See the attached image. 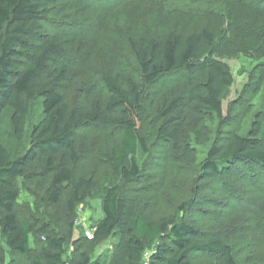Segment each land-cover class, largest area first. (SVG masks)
Returning a JSON list of instances; mask_svg holds the SVG:
<instances>
[{"label":"trees","instance_id":"trees-1","mask_svg":"<svg viewBox=\"0 0 264 264\" xmlns=\"http://www.w3.org/2000/svg\"><path fill=\"white\" fill-rule=\"evenodd\" d=\"M61 1L0 0V264L6 263L8 253L24 257L27 264H193L197 258L211 259V264H236L223 237L206 233L189 220L187 214L203 211L205 203L190 200L179 205L174 214L151 218L139 198L119 185L105 189L102 218L90 227L92 239L84 233L76 240L71 237L77 210L93 187L91 179L74 177L71 169L79 159L75 131L82 127L117 129L119 140L110 153L102 154L103 161L123 184L137 188L144 176L142 159L149 155L142 120L144 88L160 79L182 78L184 89L167 93L145 129L168 143L176 156L194 163V150L181 142L188 115L220 119L222 96L235 82L232 68L221 60L232 29L230 22L223 28L202 25L204 21L161 17L159 25H165L159 34L153 29L143 33L131 29L127 44L141 82L111 65L98 74L106 98L93 99L97 87L90 84L85 105L69 107L60 89L71 75L66 58L74 49L76 36L66 32L46 35L40 24L48 10ZM70 1L82 4V0ZM235 1L244 10L240 22L247 16L246 39L257 44L264 0ZM207 17L214 18L212 14ZM263 81L264 72L260 71L253 91ZM34 106L39 114L29 126ZM32 166L37 167L39 176L50 177L47 201L51 205L59 204L62 188L69 187L65 207L71 222L64 235L58 236L37 218L21 219L18 215L17 181L28 180ZM253 166L264 169V104L247 136H241L237 127L211 146L200 180L230 181L239 171L251 174L246 171ZM194 193L199 194V189ZM108 237L114 239L109 256L92 259L91 243ZM32 242L38 243L36 252Z\"/></svg>","mask_w":264,"mask_h":264},{"label":"rangeland","instance_id":"rangeland-1","mask_svg":"<svg viewBox=\"0 0 264 264\" xmlns=\"http://www.w3.org/2000/svg\"><path fill=\"white\" fill-rule=\"evenodd\" d=\"M241 11L235 0H82L80 6L62 0L48 10L40 22L44 34L66 32L76 36L74 49L66 58L71 75L60 89L69 107L85 105L90 84L97 87L92 98L103 101L106 92L98 74L111 65H117L141 82L137 63L127 44L131 29L140 33L153 29L159 34L165 25H159L161 17L187 18L191 23L204 21L202 25L211 23L223 28L230 22L232 28L221 60L232 68L235 82L222 96V117L188 115L181 137L182 145L194 150V163L176 156L168 143L154 131L145 129L155 119L157 107L167 93H180L184 89L182 78L160 79L154 86L144 88L142 120L149 155L142 159L144 176L137 188L123 184L103 161L102 154L110 153L119 140L117 129L82 127L75 131L79 159L71 169L74 177L91 179L93 187L86 202L77 210L76 222L80 225L74 226L73 240L83 237L84 229L102 218L101 198L105 189L119 185L123 191L139 198L141 207L151 218L174 214L179 205L190 200L205 203L203 211L195 209L187 214L189 220H194L202 231L223 237L232 248L236 264H264V169L250 167L246 172L251 174L239 171L230 181L200 180L201 167L211 146L237 127L241 136H247L255 114L264 104V81L253 91L259 72H264V19L256 37L257 44L249 42L245 37L247 16L240 22L244 13ZM211 14L214 18L207 19ZM38 114L39 108L34 106L29 126ZM197 123L200 126L194 129ZM200 133L202 141L198 139ZM38 172L37 167L32 166L30 178L17 181L18 215L21 219L37 218L58 236L64 235L71 222L65 207L69 187L62 188L59 204L51 205L47 201L50 177H41ZM196 189H199L197 195ZM113 240L108 237L91 243V258L106 259ZM31 247L36 252L38 243L32 242ZM5 264H27V261L8 253ZM193 264H211V259L197 258Z\"/></svg>","mask_w":264,"mask_h":264},{"label":"built area","instance_id":"built-area-1","mask_svg":"<svg viewBox=\"0 0 264 264\" xmlns=\"http://www.w3.org/2000/svg\"><path fill=\"white\" fill-rule=\"evenodd\" d=\"M79 225H80L79 223L75 222V227H78ZM84 236L89 240L92 239V229L90 227H87L84 229ZM148 255L149 253L146 254V258H148ZM145 264H148V263L146 262Z\"/></svg>","mask_w":264,"mask_h":264}]
</instances>
